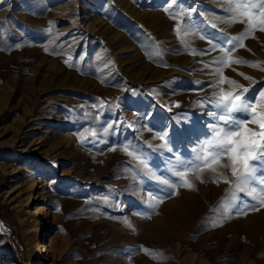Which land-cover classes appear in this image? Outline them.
Listing matches in <instances>:
<instances>
[{
	"label": "rangeland",
	"instance_id": "rangeland-1",
	"mask_svg": "<svg viewBox=\"0 0 264 264\" xmlns=\"http://www.w3.org/2000/svg\"><path fill=\"white\" fill-rule=\"evenodd\" d=\"M235 3L264 0H0V264H264V207L223 215L227 156L191 188L155 179L176 182L209 136L213 92L264 90V17L229 23Z\"/></svg>",
	"mask_w": 264,
	"mask_h": 264
},
{
	"label": "snow or ice",
	"instance_id": "snow-or-ice-1",
	"mask_svg": "<svg viewBox=\"0 0 264 264\" xmlns=\"http://www.w3.org/2000/svg\"><path fill=\"white\" fill-rule=\"evenodd\" d=\"M231 4V0H229ZM256 9L257 14L264 17V4L257 6L256 4H242L235 3L229 9H226L229 16V23L244 22L238 19V17H249L247 20L248 28L253 27V21L250 18L252 13L247 9ZM264 31V19H261L260 29ZM174 31L179 32V27ZM248 31L242 32L239 36H233L226 38L224 44L231 46L230 49H224L227 54L230 50H234L236 47H243L242 38L248 35ZM211 43V41L209 42ZM218 45H213L216 48ZM47 51V49H46ZM215 63L223 64L227 66L228 61L223 57L218 58ZM235 64H250L252 67H257V64L246 60H234ZM65 63H68L66 60ZM219 75V83L225 82V77L220 73V69H217ZM243 75V74H241ZM245 79H251V77H244ZM232 84L233 90L225 92L223 88H220L218 92H213L212 96L215 97L211 101L213 108L216 111L208 113L215 121L213 125L209 126V136L200 143V146L194 150V156L188 160H179L178 164L183 170L173 171L172 175L177 177L176 182H170L168 179H161L156 176L155 179L159 184L165 185L169 189L175 190L177 187L183 186L191 188L193 185L188 181L187 176L190 173H196L197 179H201L199 172L203 168L209 167V161L212 164L218 163L219 160L225 156L228 157L230 164L221 165L222 167H230L233 176L237 177L236 192L233 193V203L230 208L226 210L223 215L225 218L228 215V211L235 210L238 213L246 214L245 208H251L252 210L259 207H264V110L257 113V104H260L264 109V90L260 91L258 97H250L247 95L248 88H243L238 85L236 81L229 80ZM215 82L210 83V86ZM241 88L242 91L237 92L236 89ZM102 103V102H101ZM243 117V119H241ZM247 121V122H246ZM248 123H252L257 126L258 130L251 129L247 126ZM113 125L109 124L104 128V133L107 134L108 130ZM84 132H88L85 128L82 133L78 134V138L83 136ZM92 135L95 136L96 132L93 129ZM167 133L160 135L159 139L165 140ZM108 143L107 141H104ZM162 148H167L168 151H172L168 147V143L161 145ZM134 150L130 151L129 149ZM109 149L115 150L114 146L109 143ZM128 156L138 160L139 166L142 169H148L149 165L146 158L138 154L140 150L130 143H126L122 149ZM249 161H256V164L249 166ZM213 172L216 171L215 167H212ZM201 182L203 180L201 179ZM215 182V180L213 181ZM225 183H229L227 178L224 179ZM250 189V190H249ZM259 189V191H258ZM237 193H244L250 197L251 201H245L243 207L240 204ZM154 208L155 205H152ZM124 224L128 227H132L130 221L125 219ZM147 252L148 250L145 249ZM162 255V254H161Z\"/></svg>",
	"mask_w": 264,
	"mask_h": 264
},
{
	"label": "bare ground",
	"instance_id": "bare-ground-1",
	"mask_svg": "<svg viewBox=\"0 0 264 264\" xmlns=\"http://www.w3.org/2000/svg\"><path fill=\"white\" fill-rule=\"evenodd\" d=\"M21 136V135H20ZM36 141H38V142H36ZM43 141V138H35V139H33L31 142H29V144H25V145H20L19 146V148H21L22 150H28V149H31L32 148V146H34L35 144L34 143H36V145L37 144H39V143H41ZM22 143V142H21ZM21 146H24L23 148L21 147ZM31 150H33V152H35L34 151V148L33 149H31ZM22 167V166H21ZM16 167H14V168H11V170H10V173H14L15 171H16ZM21 188V187H20ZM19 188V189H20Z\"/></svg>",
	"mask_w": 264,
	"mask_h": 264
}]
</instances>
